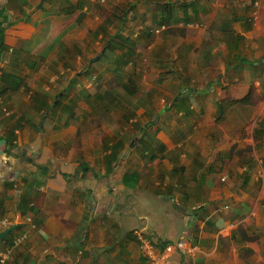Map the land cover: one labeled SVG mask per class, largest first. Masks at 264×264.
Here are the masks:
<instances>
[{
  "label": "crops",
  "instance_id": "0c3cea01",
  "mask_svg": "<svg viewBox=\"0 0 264 264\" xmlns=\"http://www.w3.org/2000/svg\"><path fill=\"white\" fill-rule=\"evenodd\" d=\"M39 1L0 0L2 264H155L139 225L158 253L184 239L161 264H264V0ZM116 32L152 53L120 135L88 129L115 87L78 83Z\"/></svg>",
  "mask_w": 264,
  "mask_h": 264
},
{
  "label": "rangeland",
  "instance_id": "374dc122",
  "mask_svg": "<svg viewBox=\"0 0 264 264\" xmlns=\"http://www.w3.org/2000/svg\"><path fill=\"white\" fill-rule=\"evenodd\" d=\"M105 5L108 6L106 3H105ZM108 8H109V6H108ZM124 10L122 12H125ZM101 13L105 14V12H101ZM138 15H139V13H137V16ZM140 15L143 16V19H141V18L137 19V17H136V19L133 20V23H136V22L138 23L140 20H144L145 14H140ZM124 32L125 31H123L122 34H125ZM133 33L134 32H132L131 35ZM104 45H105V40L101 44L100 50L98 52H100L103 49ZM87 54H89V53H84L85 62H87L88 66L90 65L89 68L91 67L92 70H91V68L89 70V68L84 67L83 71L81 72L82 74L80 75L81 79H78V83H80L81 86L85 85L88 82H92L93 84L92 83L91 84L93 86L95 84H97V85L99 84L98 86L101 88L100 91H103L104 89L107 90V88H109L110 85L114 86L115 88L112 91H114L116 93L115 95L117 96V99H118L117 104L114 102L112 103L110 101V96L106 93L103 95L104 96L103 99L96 101L95 105H93L94 108H92L93 109L92 110L93 118H92L91 122L88 123L90 126L88 129L93 132V128L99 129L102 126L110 127L109 126L110 120L108 121V118L112 120V119H118L117 117H120L121 119L118 121L119 123H116V125L118 127L115 130H113L114 132H117V134L120 135L121 131L124 130V127L127 124L124 121L123 117L125 115H129V114L134 115L135 113L140 111L139 108H141V109L144 108V107H140L139 103L141 101H144V99L149 100L148 96L144 93H145V88L148 86V84H150V82H143L142 83L141 78L143 79V77H142L141 73L143 72L144 65H147V63L149 62V59H150L152 53H136V56L134 58L135 60H131V61H133V65L131 62L127 63L121 70L122 75L119 74L118 71L116 73L114 71H111L112 68L114 67V64H113L114 54H113V56L111 55V57H110V56H106V54L102 55L101 53H94V56H97L98 54H100V56H99V58L92 60L90 62L87 61V58H86ZM132 66L135 67V70H136V67L138 66L139 69L137 70V73H136V71H132ZM88 71L91 72L92 74L88 73ZM132 72L134 74H132L131 78H133L134 76L138 77L137 89H136L134 94L133 93L130 94L128 92V90H126L124 85H123V83H127V84L129 83L128 79L124 80L126 78V73H132ZM144 74H145V77H147V78L151 79L153 77L150 75V73L147 74L144 72ZM146 74H147V76H146ZM72 76L75 77L76 75H72ZM148 109L151 110V112H152L151 115L154 114L153 120H156V118H158V116H155V114H156L155 108L149 107ZM98 115H100L102 117L101 119H103L104 121L99 120ZM113 124H115V123H113ZM138 129H140V128H138ZM113 131H112V135L113 136L117 135ZM132 132H134V131H132ZM103 134H101V136H103ZM125 137L126 138L123 141H126V144L129 145V143L132 140H134V145L138 144L137 143L138 139L136 136L135 137H132L130 135L128 136L126 133ZM145 139L148 140V138H146V137H145ZM220 205H222V204H220ZM260 239L262 241H264V234L263 233H261Z\"/></svg>",
  "mask_w": 264,
  "mask_h": 264
},
{
  "label": "trees",
  "instance_id": "16d2710c",
  "mask_svg": "<svg viewBox=\"0 0 264 264\" xmlns=\"http://www.w3.org/2000/svg\"><path fill=\"white\" fill-rule=\"evenodd\" d=\"M2 12H0V15L2 16ZM2 19L4 20L5 23L9 24L11 21H9L7 19V16H3ZM2 21V20H1ZM0 21V53H2V51L4 50V45H3V40H2V35H3V25ZM119 32H116L114 33L113 35H110L108 40L106 41V44L104 45V49L102 50V55L106 54V56H110L111 55L113 56L114 54V60H113V64H114V67L112 68L111 71H114L115 73L118 71L119 74L122 73V68L127 64V63H132L133 65V61L131 60H135V56H136V53H134V41L133 40H129L127 39L126 36H122L120 34H118ZM121 49V50H125L123 51V53H112L113 50L115 49ZM109 57V58H110ZM132 71H135V67L132 66ZM132 74H134L133 72L132 73H126V79H128V82L130 81V85L129 87L127 86L126 83H123L124 87L126 88V90H128L129 93H133V87H134V84L133 83V79L131 78ZM122 75V74H121ZM105 94V93H104ZM103 94V95H104ZM103 95H100L98 94L99 97H101V99H103ZM114 101V99H112ZM110 157H115V154L113 155H110L108 156V158ZM107 159V158H106ZM108 161H111L113 159H107ZM135 174L131 173V174H128V175H124L123 176V180H127V178L129 179L130 177H132L133 179H135ZM135 235V234H134ZM136 236V235H135Z\"/></svg>",
  "mask_w": 264,
  "mask_h": 264
},
{
  "label": "built area",
  "instance_id": "2783aa9c",
  "mask_svg": "<svg viewBox=\"0 0 264 264\" xmlns=\"http://www.w3.org/2000/svg\"><path fill=\"white\" fill-rule=\"evenodd\" d=\"M100 2H103V0H99ZM11 226V223L8 219L1 217L0 218V231H3L4 229ZM133 234L137 236V238L142 243V249L144 251V256H146L147 259L152 261V263L155 264H161L164 263L167 260V254L169 252L174 251L175 249H180L181 251H184V239H179L172 243H167L163 249L162 253L155 252L154 245L149 242L148 238L143 235L140 231V229L134 228L132 230ZM20 238L16 239V242L19 241ZM10 253V248H6L4 251L0 252V264H2L7 258Z\"/></svg>",
  "mask_w": 264,
  "mask_h": 264
},
{
  "label": "water",
  "instance_id": "95a60500",
  "mask_svg": "<svg viewBox=\"0 0 264 264\" xmlns=\"http://www.w3.org/2000/svg\"><path fill=\"white\" fill-rule=\"evenodd\" d=\"M43 1L44 0H40L39 1V3L36 5V9L37 8H42L43 7ZM97 58H99V55H97L96 57H94V58H91L90 59V61H92V60H95V59H97ZM134 143V141L132 140L131 141V143H130V145H132ZM108 195L110 194V191L108 190ZM123 194V191H120L119 193H116L115 195H113L112 196V199H113V202H112V204H111V208H114L115 206L116 207H121V209L118 211V212H120V214L121 215H124V214H126L127 216H131V217H133L134 218V220H136V221H138V222H140L141 223V221H140V217L137 215V213L134 211V210H132L131 208H132V203H131V205L128 207L129 209H131L130 211H128L127 213H126V208H127V206H126V202H127V200H126V195L124 194L123 195V197H122V199L120 200L119 198L121 197V195ZM110 203V202H109ZM17 225H11V226H9L8 228H6V229H4L3 231H0V238H2V237H4L5 235H7L9 232H11L15 227H16ZM137 229H140L141 228V226L139 225V227H136Z\"/></svg>",
  "mask_w": 264,
  "mask_h": 264
},
{
  "label": "flooded vegetation",
  "instance_id": "af4514ba",
  "mask_svg": "<svg viewBox=\"0 0 264 264\" xmlns=\"http://www.w3.org/2000/svg\"><path fill=\"white\" fill-rule=\"evenodd\" d=\"M134 141V140H133Z\"/></svg>",
  "mask_w": 264,
  "mask_h": 264
}]
</instances>
